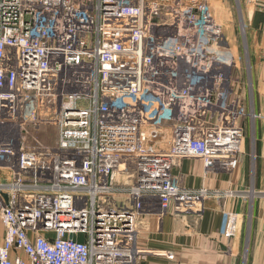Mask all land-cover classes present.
<instances>
[{"label":"built area","instance_id":"built-area-1","mask_svg":"<svg viewBox=\"0 0 264 264\" xmlns=\"http://www.w3.org/2000/svg\"><path fill=\"white\" fill-rule=\"evenodd\" d=\"M211 2L0 0V264H146L140 218L238 196L175 173L242 156L248 115ZM224 218L231 240L239 215Z\"/></svg>","mask_w":264,"mask_h":264},{"label":"crops","instance_id":"crops-1","mask_svg":"<svg viewBox=\"0 0 264 264\" xmlns=\"http://www.w3.org/2000/svg\"><path fill=\"white\" fill-rule=\"evenodd\" d=\"M243 2V7H240L242 14L239 13L242 29L239 28V17L234 18V8L231 11V2L212 0L211 6L214 16L223 25L228 49L238 54L243 45L241 41L245 40L252 82V103L258 115L264 114V0ZM225 19L230 25H224ZM236 61L234 70L238 67ZM237 85V89L233 88L232 97L247 110L243 104L245 94L242 86L239 82ZM243 126L245 130L247 124ZM252 142L244 137L240 162L231 170L226 168L223 173L206 176L199 161L182 163L175 173L183 178L186 188L205 189L209 193L220 191L224 194L235 190L241 196L230 198L222 195L223 200H207L203 204L202 213L179 216L180 219L172 215L140 218L139 227H142L140 221L144 224L140 231V246L155 252L148 257L146 264H264V120L255 125ZM187 162L195 165L193 170L184 169V163ZM121 181L132 184L133 173L121 175ZM251 188L257 196L250 208H247L248 201L243 194ZM251 207V231H247L244 221L242 224L240 221L231 240L222 237L225 213L236 212L243 220Z\"/></svg>","mask_w":264,"mask_h":264},{"label":"rangeland","instance_id":"rangeland-1","mask_svg":"<svg viewBox=\"0 0 264 264\" xmlns=\"http://www.w3.org/2000/svg\"><path fill=\"white\" fill-rule=\"evenodd\" d=\"M227 1L231 2V7H230L231 11L234 8V14L233 13L232 14L234 15L235 19L237 18V16L239 17V21L238 22H239V25H240L241 19H240L239 13L242 14L241 10H240V7L241 6L243 7V5H244L243 4L244 3L243 0H235V1L234 0H227ZM221 16H222V18H224V15H221ZM224 25H230V22L227 19H225ZM237 25H238V23H237ZM241 27L242 26L240 25L239 28L242 29L243 27L242 28ZM225 41L227 42L226 38H225ZM241 42L243 44L242 48H241V50H239V53L236 54L238 56L237 57L238 58V60H237L238 61V67L236 68V70H234V73H233V82H234L233 86L235 87V89H237V87H238L237 84L239 82L240 85L242 86V90H243V92L245 94V98L243 100V104H244V106L247 109L246 111H247L248 117H245L242 120V124H244V123L247 124V128H245V130H244V135H245L244 137L245 138L247 137V140H250L252 142L253 135H254V132H255V125L257 124L258 121H261V120L254 121L252 119V116H251L253 113L256 114V111L254 110L253 103H252V95H253V93H252L251 76L249 75V73H250L249 72V65H248L249 64V59H247L248 58L247 51H246L247 45L245 43V40L243 39V41H241ZM245 45H246V47H245ZM231 53H232V55H233V57H234V59L236 61V59H237L236 55L233 52H231ZM237 61H236V63H237ZM240 106H241L242 109H244V107L242 105H240ZM55 134H56V130L50 129V127H45V128L42 129V132L37 134V136L44 144H46L48 146H54L55 142H56V136L55 137H53V136ZM256 141L258 142L257 138H256ZM253 147H254V143H253ZM184 167H185L184 169L190 171V170H193V167H195V165H193L192 162H187V164L184 163ZM129 172L130 173L132 172L131 169L129 170ZM181 179L183 180L182 177H181ZM1 181H4V180H1ZM128 182H129V180H128ZM119 185L120 186H124V185H127V183L121 182V177H120ZM255 192L256 191L255 190L253 191V189L251 188L250 190L246 191L245 194H243V196L244 195L246 196L247 201H248L247 208L249 206H251L250 204L253 202L255 196H257V194ZM240 196H241V194H240ZM251 212H252V207H251L250 212L247 215V217H245L243 220L240 217L238 219V224H240V221H241V224L244 221V224L246 225L247 231H251V227H252V213ZM172 216L178 217L177 219H180L179 216H184V215L181 214V213H173ZM141 219H143V218H141ZM140 226H142V227L144 226V224L141 221H140ZM142 227H138V231L139 232L143 230ZM248 241H249V238H248ZM248 244H249V242H248Z\"/></svg>","mask_w":264,"mask_h":264},{"label":"bare ground","instance_id":"bare-ground-1","mask_svg":"<svg viewBox=\"0 0 264 264\" xmlns=\"http://www.w3.org/2000/svg\"><path fill=\"white\" fill-rule=\"evenodd\" d=\"M232 90H233V88H232ZM233 93H234V90H233ZM126 174H129L128 172H126L125 174H122V175H124V176H126ZM120 177H121V175H120ZM120 177H119V179H118V182L120 183ZM122 182V181H121ZM124 183H126V182H124ZM127 184H129V183H127ZM130 185V184H129Z\"/></svg>","mask_w":264,"mask_h":264},{"label":"water","instance_id":"water-1","mask_svg":"<svg viewBox=\"0 0 264 264\" xmlns=\"http://www.w3.org/2000/svg\"><path fill=\"white\" fill-rule=\"evenodd\" d=\"M5 199L7 200V197L5 196Z\"/></svg>","mask_w":264,"mask_h":264}]
</instances>
